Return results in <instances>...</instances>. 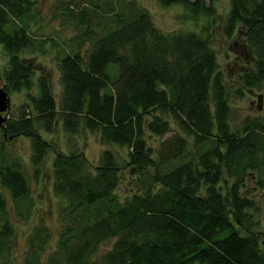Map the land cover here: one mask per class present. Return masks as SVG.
<instances>
[{"label": "trees", "instance_id": "1", "mask_svg": "<svg viewBox=\"0 0 264 264\" xmlns=\"http://www.w3.org/2000/svg\"><path fill=\"white\" fill-rule=\"evenodd\" d=\"M158 1L181 3L188 16L213 13L205 0ZM230 4L226 32L240 24L254 55L243 83L264 97V0ZM51 14L74 28L67 38L50 37L62 82L59 104L41 76L37 95L20 114L0 119V264H10L16 230L4 190L19 216L27 219L33 211L23 163L7 150V137L20 135L30 138L35 176L54 150L53 190L63 203L46 264H264V237L242 232L254 204L240 194L249 169L264 186V104L233 125L229 89L214 50L196 31H161L137 0H57ZM39 16L36 0H0L7 91L31 86L33 68L19 54L40 44L31 33ZM167 113L180 129L171 130ZM59 120L70 135L82 127L99 131L102 141L125 148L126 160L105 148L92 166L83 152L57 149L37 123L49 132ZM147 132L159 138L156 145L149 144ZM128 167L136 187L131 184L120 200L115 189ZM224 174L233 178L229 196L218 188ZM51 237L40 218L27 237L26 264H40ZM112 239L96 258L100 244Z\"/></svg>", "mask_w": 264, "mask_h": 264}, {"label": "rangeland", "instance_id": "2", "mask_svg": "<svg viewBox=\"0 0 264 264\" xmlns=\"http://www.w3.org/2000/svg\"><path fill=\"white\" fill-rule=\"evenodd\" d=\"M57 0H36L37 9L40 10L39 20L32 24L31 33L37 36L40 44L20 52L19 56L33 68L31 76V86L22 88L19 91L8 90L9 101L6 111L2 112V117H16L21 112V106L28 104L30 97L38 93V79L45 76L52 87V92L59 104L62 92V82L60 80V70L56 59V48L52 45L50 37L59 34L67 38L73 35L74 28L60 25V21L51 14V8ZM140 6L147 9L153 22L157 27L168 34H173L183 30L196 31L201 38L205 39L209 46L214 50L217 60V71L221 72L225 84L229 89L230 103L232 106V123L237 124L247 113H256L264 104V97L260 95V90L256 87H246L242 80V74L246 69L254 68L253 51L249 43L244 28L238 24L232 34H227L226 23L228 12L230 10V0H205L208 6H211L213 13L199 11L196 14L186 15L184 5L175 3L169 6H162L158 0H137ZM185 14V15H184ZM188 16V17H187ZM59 39V38H58ZM8 54L0 44V87L4 86V69L8 63ZM237 88L244 91L242 96L235 93ZM164 118L169 121L171 130L180 129L175 119L170 113L164 114ZM39 132L45 139L51 141L55 146L64 151L78 150L83 152L90 165L97 164L100 153L105 148H111L116 151L118 159H125V148L109 142L102 141L100 133L97 130L82 127L75 134L70 135L64 130L59 120L53 130L46 132L39 122L37 123ZM170 132V131H169ZM191 143L192 137L185 135ZM170 133L165 134V137ZM1 135V132H0ZM148 142L156 145L159 138L146 133ZM8 138L7 150L11 156L17 157L23 163V171L29 181V197L33 201V211L29 218L25 219L19 216L14 208L13 200L9 193L4 190L6 198V212L8 219L15 227V235L12 242L10 253V264H26L24 260L25 250L28 242L27 237L31 227L40 221V218L47 223L52 231V237L49 246L42 254L40 264H46L45 255L50 248L55 246L59 235L60 219L58 218L59 209L63 203V198L57 195L53 190V156L54 150L47 152L40 164V171L37 176L34 174V168L31 163V141L30 138L20 135ZM119 150V151H117ZM126 160V159H125ZM129 167L120 172V183L115 189V195L120 200H125L129 194V186L135 183L136 177L129 173ZM248 178L240 194L249 198L254 206L247 209V218L244 219L242 232L250 231L264 237V186L259 187L255 182V172L248 170ZM233 178L223 175L218 188L223 196H229ZM134 185V184H133ZM135 186V185H134ZM136 187V186H135ZM205 188L202 187L200 194L204 195ZM245 229V230H244ZM113 243L112 240L104 241L100 244L96 258L108 250ZM47 251V252H46ZM196 264V263H195Z\"/></svg>", "mask_w": 264, "mask_h": 264}, {"label": "water", "instance_id": "3", "mask_svg": "<svg viewBox=\"0 0 264 264\" xmlns=\"http://www.w3.org/2000/svg\"><path fill=\"white\" fill-rule=\"evenodd\" d=\"M8 101H9L8 91L6 90L4 86H2L0 87V113L7 109ZM0 118H1V115H0Z\"/></svg>", "mask_w": 264, "mask_h": 264}, {"label": "flooded vegetation", "instance_id": "4", "mask_svg": "<svg viewBox=\"0 0 264 264\" xmlns=\"http://www.w3.org/2000/svg\"><path fill=\"white\" fill-rule=\"evenodd\" d=\"M2 115V114H1Z\"/></svg>", "mask_w": 264, "mask_h": 264}]
</instances>
